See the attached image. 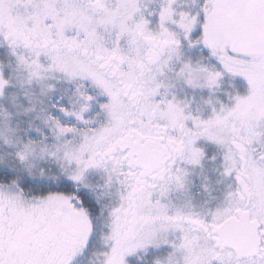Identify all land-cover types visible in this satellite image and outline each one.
<instances>
[{
	"label": "snow or ice",
	"instance_id": "snow-or-ice-1",
	"mask_svg": "<svg viewBox=\"0 0 264 264\" xmlns=\"http://www.w3.org/2000/svg\"><path fill=\"white\" fill-rule=\"evenodd\" d=\"M0 264H264V0H0Z\"/></svg>",
	"mask_w": 264,
	"mask_h": 264
}]
</instances>
